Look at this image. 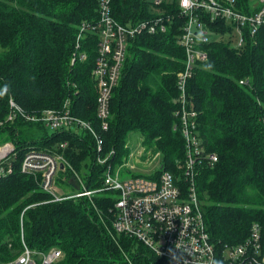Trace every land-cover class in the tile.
<instances>
[{
  "label": "trees",
  "instance_id": "16d2710c",
  "mask_svg": "<svg viewBox=\"0 0 264 264\" xmlns=\"http://www.w3.org/2000/svg\"><path fill=\"white\" fill-rule=\"evenodd\" d=\"M97 2L0 0V133L8 138L0 146L13 145L18 157L14 173L0 179V262L14 259L24 242L41 251L60 249L63 256L55 264L159 263L145 245L110 232L109 209L117 192H97L93 203L86 197L52 202L37 180L20 173L28 148L67 142L66 161L85 188L94 191L102 187L108 166L112 173L120 170L121 179L144 176L125 166L138 147L143 154L158 155L153 176L144 178L167 172L182 191L188 190L192 177L185 174V140L177 115V75L185 56L176 40L184 20L171 3L114 0L112 15L120 24L159 15H170L171 22L165 33L128 40L103 131L92 80L98 36L86 34L77 42L79 27L97 20ZM235 2L239 12H254L250 0ZM211 27L224 36L204 46L207 60L195 66L186 92L188 107L196 113L194 133L205 153L217 156L212 166H197L193 183L210 241L221 251L244 242L254 224L264 244V25L254 37L246 33L240 48L225 36L231 25ZM10 100L27 114L61 110L68 101L72 115L89 122L102 139V150L97 153L96 139L87 131L48 133L41 123L20 117L8 122ZM110 153L105 163H97V156ZM72 178L67 170L57 184L74 192Z\"/></svg>",
  "mask_w": 264,
  "mask_h": 264
},
{
  "label": "built area",
  "instance_id": "2783aa9c",
  "mask_svg": "<svg viewBox=\"0 0 264 264\" xmlns=\"http://www.w3.org/2000/svg\"><path fill=\"white\" fill-rule=\"evenodd\" d=\"M148 1L154 6L170 3L176 5L178 17L184 20L176 40L185 56L183 70L177 75L180 94V110L177 115L185 140V174L192 177L188 190L182 191L173 176L167 172L154 179H121L120 170L112 173L108 166L103 174L102 187L88 191L78 173L65 159L67 142L54 144L50 148H28L20 160V173L37 180L39 189L50 195L52 202L81 197L91 201L97 192H117L115 203L109 209L112 217L110 232L145 245L158 258V264H264V244L257 224L251 227L249 237L238 245L220 251L210 241L194 187L193 174L202 163L212 166L217 162V156L205 153L200 139L194 133L196 113L188 107L186 92L187 82L191 79L195 66L207 60L204 46L224 36L212 29L211 25L216 22L231 25V32L225 36L234 48H240L244 44L246 33L254 37L264 25V0H250L254 11L250 15L239 12L235 0ZM113 2L114 0H98L97 20L82 24L77 37L78 42L86 34L98 36L92 80L96 91V116L103 131L108 128L110 98L125 61L128 40L143 33H165L171 22L170 15H159L153 19L120 24L112 15ZM85 59L86 56L80 54L79 60ZM9 107L8 122L20 117L26 122L41 123L52 132L87 131L96 139L97 153L102 150V139L94 133L89 122L72 115L68 101L61 110H44L35 114H27L13 100L9 101ZM111 155L110 153L105 158L97 156L96 161L103 164ZM154 159L158 160V155ZM17 160L13 145L0 146V179L14 173ZM125 166L133 168L128 164ZM67 170L73 174L72 180L76 183L74 192L66 193L57 184L59 174ZM62 256V251L56 247L41 251L29 248L23 242L21 252L14 259L0 264H55Z\"/></svg>",
  "mask_w": 264,
  "mask_h": 264
},
{
  "label": "rangeland",
  "instance_id": "374dc122",
  "mask_svg": "<svg viewBox=\"0 0 264 264\" xmlns=\"http://www.w3.org/2000/svg\"><path fill=\"white\" fill-rule=\"evenodd\" d=\"M48 133H50V130L48 131ZM7 140L8 138L6 137V133H0V145L6 142ZM155 155L156 154L149 155V153L147 155L143 154V151L137 147L132 152V154L130 155L131 157L128 159L126 163L128 165L133 166V168L130 169L128 167V169L132 173L143 174L144 176H153V170L157 168V162H158L157 159H154Z\"/></svg>",
  "mask_w": 264,
  "mask_h": 264
}]
</instances>
